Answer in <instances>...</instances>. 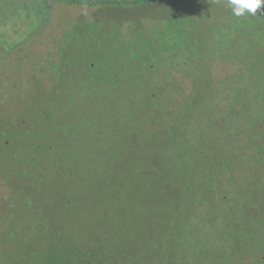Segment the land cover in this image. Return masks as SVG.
Masks as SVG:
<instances>
[{
    "label": "rangeland",
    "instance_id": "1",
    "mask_svg": "<svg viewBox=\"0 0 264 264\" xmlns=\"http://www.w3.org/2000/svg\"><path fill=\"white\" fill-rule=\"evenodd\" d=\"M48 1L43 33L0 25V264H264V122L235 100L263 73L264 12L238 36L227 0Z\"/></svg>",
    "mask_w": 264,
    "mask_h": 264
},
{
    "label": "trees",
    "instance_id": "2",
    "mask_svg": "<svg viewBox=\"0 0 264 264\" xmlns=\"http://www.w3.org/2000/svg\"><path fill=\"white\" fill-rule=\"evenodd\" d=\"M152 1H156V0H60L59 3L60 4H69V3L70 4H75L76 3V4H85V5H93V6L95 5V10H96V5L97 4L107 3V2L130 4V5L134 6L133 7L134 9H137V8L139 9V7H141V5H143V3L152 2ZM41 2L43 3V9L40 12V14L43 15V16H41V15H39V16L38 15H33L32 13L24 11L23 8L28 6L29 3H25L24 4V3H21V1H20V3H18V1H16V0H0V25L5 24L8 21L11 22V23L14 22V25L17 24V23H19V25H24L28 21V22H30V24H32V28L33 29L35 28L34 30H38L39 34L43 33L45 28L48 29L49 27H51L53 25V21H52L51 17H50V19L48 21H46V15L47 14L49 15L50 12L52 10H55V9H54V5H51V2H49L48 0H41ZM70 4H69V6H70ZM29 7H30V5L28 6V8ZM258 12H257L256 15H248V14H246L245 16H242V17H235V16L232 15V12H231V9H230L229 21L231 23V26H232V24L234 25L233 22H235L236 20H240L239 26H237V25L233 26V28H235L234 32H236L235 35L240 36L242 33L250 35V33L252 31H254V29L257 28V26H258L256 24L257 22L254 21L255 19L258 18L257 15L262 14V12H260V10H258ZM85 16H86V18H88V20L90 22V29L91 30L98 29L100 31H104V30L107 29V27H106L107 23H102L101 20L97 21L94 17L92 18V16H87V15H85ZM148 16H151V15L148 14ZM52 17H54V16H52ZM185 22L186 21L184 20V23ZM40 23H44V26L41 27L40 29H36L40 25ZM202 25H204V24H202V22H199V21L193 22L194 30H196L197 33L200 32ZM78 26H79V22H75L74 21V24L71 25L69 29H67V30H65V31H63L61 33V35L63 36L62 43H61V46L59 48V52H56L57 56H59V58H60L61 54L65 51L66 48H69V49H71V52H74L73 57H75L77 55V50L79 49L78 47L81 44V40H80L79 44H77V41L75 40L79 36H81L80 35L81 29H78ZM71 35L74 38H69L68 39V37L71 36ZM232 35H233V32H232ZM49 39L50 38L48 37V40ZM50 41H51V39H50ZM188 41H190V39ZM196 41H198V40L196 39ZM2 42L9 43L7 40H4ZM257 42H255L256 44L254 45L255 46L254 47V51H252V52L258 54L262 50L260 48H258ZM184 44H185V42H184ZM13 45H14V43H9L10 50H11V47H13ZM167 48H169V45L167 47H165V49H167ZM251 49H253V48H251ZM103 54H105V53H103ZM63 63L64 64H62V66L58 67L57 64H55V63H53V61H51L50 68L53 69L55 74H58L60 76L59 80L67 78V79H71V81H72L73 77L78 76V74H77L78 70L75 71L76 73L72 74L70 71L67 72V69H65V68H66V66L67 67L68 66L71 67L73 64H76V62L68 61V60H66V58H64V62ZM256 67H258V64L256 65ZM260 72H263V73L259 74V76H255L257 74L251 75V76H249L246 79V82L249 83V86L252 85L253 87L249 88V90L246 91L245 93L241 92L242 95L240 94V97L237 96L235 98V100L238 101V102L243 100V102H248L249 101L252 104H255L254 114L249 112V114H250L249 117L245 119V121L247 122V123H245L246 129L252 127L254 124H255L256 128H258L264 122V69H262ZM66 73L68 74L69 77L66 76L67 75ZM16 82L17 81H14L13 83L16 85ZM65 83L66 82H64V84ZM62 85H63V83H62ZM206 96L204 98H201V99H203L205 101ZM40 102L44 103L45 101L42 99V100H40ZM211 102L213 104L217 105L216 104V100L211 101ZM230 102H233V101H230ZM230 102H228V104ZM223 112H224V110H223ZM234 112L237 115L241 114L239 112V110L234 111ZM44 114L46 115V118H47V117H49V114H52V112L48 111V113H47V111H44ZM236 119L240 120L239 117H236ZM6 121H8V120H6ZM48 123H49V125H52V127H51V130H52V128L55 127V124L53 123V116L49 117L47 124ZM6 124H8V123H6ZM42 126L38 125L36 127L37 131L34 132V133H40L41 135H43V137H48L50 129H47L46 126H43V127ZM37 145L41 146L42 144L37 143ZM70 145H71L70 149L71 150L74 149V147H73L74 145L73 144H70ZM143 151H145V150H143ZM86 158H84V159L86 160ZM128 181H129V178L127 180V183H128ZM121 182H122V180H121ZM4 257H5V261H4L3 264H11L9 255L6 254V255H4ZM11 260H12V257H11ZM27 262L29 264H47V263H36L34 258H30V257H28ZM22 264H23V262H22Z\"/></svg>",
    "mask_w": 264,
    "mask_h": 264
},
{
    "label": "clouds",
    "instance_id": "3",
    "mask_svg": "<svg viewBox=\"0 0 264 264\" xmlns=\"http://www.w3.org/2000/svg\"><path fill=\"white\" fill-rule=\"evenodd\" d=\"M227 4L235 17L256 15L258 10L264 12V0H227Z\"/></svg>",
    "mask_w": 264,
    "mask_h": 264
}]
</instances>
